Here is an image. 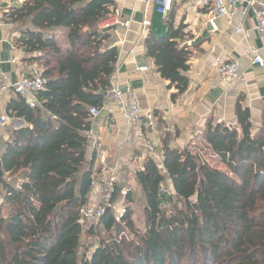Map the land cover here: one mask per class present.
<instances>
[{
    "label": "trees",
    "instance_id": "obj_1",
    "mask_svg": "<svg viewBox=\"0 0 264 264\" xmlns=\"http://www.w3.org/2000/svg\"><path fill=\"white\" fill-rule=\"evenodd\" d=\"M111 4L25 0L6 13L46 84L34 95L37 105L14 95L6 106L24 127L0 149V264H264V124L252 136L239 107V131L207 123L202 133L206 158L229 174L201 151L164 145L161 167L147 160L136 172L143 229L132 219V195L119 221L107 212L88 230L80 222L93 165L86 159L89 110L102 107L117 61L115 49L100 52L96 30ZM76 13L92 22L70 32L74 48L63 49L53 33L80 25ZM180 38L181 29L169 27L145 39L146 55L178 95L189 68ZM84 237L98 245L79 260Z\"/></svg>",
    "mask_w": 264,
    "mask_h": 264
},
{
    "label": "crops",
    "instance_id": "obj_2",
    "mask_svg": "<svg viewBox=\"0 0 264 264\" xmlns=\"http://www.w3.org/2000/svg\"><path fill=\"white\" fill-rule=\"evenodd\" d=\"M24 1L0 0V116H8L6 106L14 98L10 86L22 77H31L34 70H41L18 46L16 41L23 36L17 26L6 19V13L20 8ZM70 1L77 4V0ZM109 1L111 6L100 12L106 15L111 9H116L122 21L129 22V25L128 28L117 27L108 34H100L103 40L99 50L102 53L116 50L117 61L111 80L120 91L128 88L133 91L142 115L140 126L131 129L115 103L103 102L99 115L91 119L90 130L86 134V159L93 161L92 170L95 166V141L99 151L105 152L111 161H118L120 178L116 190L121 193L119 187L129 179H136V172L143 169L147 160L161 167L164 145L193 152L198 151L201 145L205 150L202 133L207 123L239 131L237 107L248 112L251 135L260 131L264 124V38L256 30L252 8L243 17L236 15L231 25L219 18L212 28L208 23L211 0H173L172 9L165 17L156 12L155 0ZM248 1L244 0L245 3ZM255 3V6H264V0H255ZM76 14L81 20L80 25L74 24L69 30L60 29L53 33L55 41L63 49L74 48L68 41L70 32L92 22L91 19H83L80 13ZM169 27L181 29V38L177 42L189 52V68L185 74L188 86L181 95L160 77L154 61L146 55L147 35L162 37ZM237 27H242L243 32L237 33ZM61 40L64 44L59 43ZM246 49L256 50L263 65H251L250 59L244 56ZM218 60H235L240 81L233 85L220 82ZM141 68L146 70L141 71ZM146 113L154 116L153 128L145 124ZM8 118L9 121L0 129V149L10 140L12 131L24 127L22 120ZM142 139L153 145L157 161L150 159L141 147Z\"/></svg>",
    "mask_w": 264,
    "mask_h": 264
},
{
    "label": "built area",
    "instance_id": "obj_3",
    "mask_svg": "<svg viewBox=\"0 0 264 264\" xmlns=\"http://www.w3.org/2000/svg\"><path fill=\"white\" fill-rule=\"evenodd\" d=\"M156 12L165 17L172 9L173 0H155ZM255 0L247 3L244 0H211L209 25L215 28V21L219 18L226 20L228 25L232 24V19L236 15L245 16L248 9H253V15L256 22V30L258 34L264 38V6H255ZM129 22L121 19L120 13L116 9H111L109 13L104 15L97 23L96 29L99 34H108L117 27L128 28ZM237 33H242V27L236 28ZM244 56L250 59L251 65H263V60L256 50L246 49ZM145 71V68H141ZM218 77L220 82L233 85L240 81L241 76L238 73V63L235 60L219 61L217 64ZM46 80L42 77L41 70H34L31 77H22L10 86L12 93L19 97L27 99L30 106L37 105L35 94L45 90ZM103 102H113L116 104L118 111L122 114L127 125L131 129L140 126L141 110L137 97L131 89L120 91L119 87L112 80L110 86L102 94ZM98 108H90V118H96L99 115ZM145 124L148 128L155 125L152 113L144 115ZM9 121L7 116H0V129H2ZM140 138V137H139ZM141 147L146 151L148 157L154 161L158 158L154 153V147L151 143L142 139ZM95 149V166L92 170L89 188L87 192L86 204L79 210L80 222L84 226L97 223L107 212H111L116 221L124 213L113 203L114 195L120 178V165L118 161H111L105 152L99 151L94 141ZM264 152V145L261 148ZM171 192V188L169 189Z\"/></svg>",
    "mask_w": 264,
    "mask_h": 264
},
{
    "label": "rangeland",
    "instance_id": "obj_4",
    "mask_svg": "<svg viewBox=\"0 0 264 264\" xmlns=\"http://www.w3.org/2000/svg\"><path fill=\"white\" fill-rule=\"evenodd\" d=\"M59 43L64 44V40L59 41ZM198 151H201L202 156L206 158V155L203 151V147L201 145L199 146ZM198 151H195V152H198ZM206 160L212 167L217 168V169L220 168L225 173L229 174V172L225 169V167L219 164L216 160L215 162L214 160H208V158H206ZM119 189L121 190V193L119 192L116 198L114 197L113 203L117 204L118 208L121 211L125 212V209H126L125 207H127L126 197L127 195H132V197L135 199L134 203L131 205L132 219L135 222L136 227L138 229H143L144 227H143V222H142V214H141V206H140V203H141L140 186L137 180L135 178H133L132 180L129 179V182L124 184L123 187L120 186ZM84 227H85V230H88L91 227V225L84 226ZM82 239H83L82 247L80 248V251H79V260L84 259V258L86 259L89 258L92 251L95 250L96 246L98 245L97 240L92 237L88 240L85 237Z\"/></svg>",
    "mask_w": 264,
    "mask_h": 264
},
{
    "label": "water",
    "instance_id": "obj_5",
    "mask_svg": "<svg viewBox=\"0 0 264 264\" xmlns=\"http://www.w3.org/2000/svg\"><path fill=\"white\" fill-rule=\"evenodd\" d=\"M2 178V171H1V166H0V179Z\"/></svg>",
    "mask_w": 264,
    "mask_h": 264
}]
</instances>
